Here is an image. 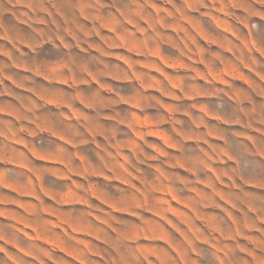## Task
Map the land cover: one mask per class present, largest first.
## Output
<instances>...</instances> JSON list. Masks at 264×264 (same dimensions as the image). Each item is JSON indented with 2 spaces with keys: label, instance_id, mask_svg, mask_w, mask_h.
Returning <instances> with one entry per match:
<instances>
[{
  "label": "rangeland",
  "instance_id": "obj_1",
  "mask_svg": "<svg viewBox=\"0 0 264 264\" xmlns=\"http://www.w3.org/2000/svg\"><path fill=\"white\" fill-rule=\"evenodd\" d=\"M0 264H264V0H0Z\"/></svg>",
  "mask_w": 264,
  "mask_h": 264
}]
</instances>
